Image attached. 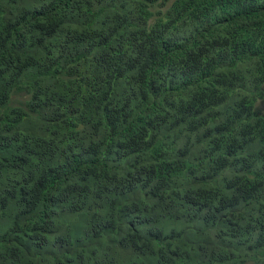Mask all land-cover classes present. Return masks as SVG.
<instances>
[{"label":"trees","instance_id":"trees-1","mask_svg":"<svg viewBox=\"0 0 264 264\" xmlns=\"http://www.w3.org/2000/svg\"><path fill=\"white\" fill-rule=\"evenodd\" d=\"M0 264H264V0H0Z\"/></svg>","mask_w":264,"mask_h":264},{"label":"clouds","instance_id":"clouds-1","mask_svg":"<svg viewBox=\"0 0 264 264\" xmlns=\"http://www.w3.org/2000/svg\"><path fill=\"white\" fill-rule=\"evenodd\" d=\"M173 0H169V3H171Z\"/></svg>","mask_w":264,"mask_h":264}]
</instances>
